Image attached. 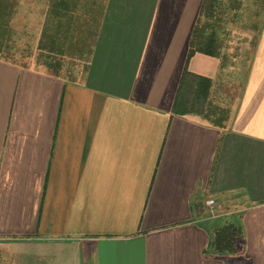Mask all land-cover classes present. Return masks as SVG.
<instances>
[{
	"label": "crops",
	"instance_id": "0c3cea01",
	"mask_svg": "<svg viewBox=\"0 0 264 264\" xmlns=\"http://www.w3.org/2000/svg\"><path fill=\"white\" fill-rule=\"evenodd\" d=\"M86 1L82 81L0 60V264H264V26L218 128L174 111L204 0ZM188 71L213 93L223 61L196 53ZM210 198L229 210L208 215Z\"/></svg>",
	"mask_w": 264,
	"mask_h": 264
},
{
	"label": "rangeland",
	"instance_id": "374dc122",
	"mask_svg": "<svg viewBox=\"0 0 264 264\" xmlns=\"http://www.w3.org/2000/svg\"><path fill=\"white\" fill-rule=\"evenodd\" d=\"M218 2L220 11L217 12V16L221 19L218 40L222 46L224 67L222 80L217 83L220 87L215 92H211L208 99H204L199 94L197 82H190L184 90L181 101L184 110L197 115L214 114L215 119L228 118L226 121L228 122L237 102V94L234 91L229 92L228 88L240 84L239 76L244 79L249 64V56L246 54L242 60L239 50L245 39L252 38L255 42L261 35L264 26V0H218ZM87 4L90 6L88 2ZM49 5L50 0H0V40H4L6 36L10 38L11 57L20 65L51 73L43 64L44 61L38 58L40 53L37 51ZM83 9L84 7L80 5L79 35L68 41V44L70 42L72 44L66 51L67 56L64 60L67 63L59 73L62 78L74 82L84 79L96 38L91 31L97 33L99 29L100 13L92 11L93 15L89 17L85 15ZM78 28L71 30V34ZM241 63H244L245 67L240 69ZM228 210L229 208H226V212ZM224 213L221 211L219 214Z\"/></svg>",
	"mask_w": 264,
	"mask_h": 264
},
{
	"label": "trees",
	"instance_id": "16d2710c",
	"mask_svg": "<svg viewBox=\"0 0 264 264\" xmlns=\"http://www.w3.org/2000/svg\"><path fill=\"white\" fill-rule=\"evenodd\" d=\"M218 3V0H204L199 22L191 39L187 66L176 96L174 111L177 114L186 115L193 113L184 110L181 101L184 90L190 82H197L199 94L204 99H208L209 94L211 93L213 86L212 80L202 76L192 75L188 71V64L189 60L196 53L222 59V46L218 40V29L221 23V19L217 16V12L220 11V4L218 5ZM80 5L84 7L83 10L86 12L85 15H88L89 17L93 15L92 11H94V9L90 10L87 2H84V0H50L46 23L42 31V37L37 47V51L40 53L38 58L44 61L43 64L45 67L55 77H61L59 73L67 63L64 60L67 56L66 51L72 44V42L68 44V41L72 40L75 35H79L81 29L78 24L80 19L78 13ZM76 20L78 21L72 24ZM76 28L78 29L71 34V30L74 31ZM91 32L93 35L95 34V36H97L95 31ZM10 42L11 40L8 36H6L4 40H0V60L24 67L23 65H20L19 62L14 61L11 57L12 55L10 51L12 50V47L10 46ZM198 115L203 116L207 121L218 128H225L226 121L228 120V118H226V120L225 118L217 120L213 117L214 114H210V116L202 114ZM239 235V228L235 224L228 222L215 231L212 246L217 254L222 256L227 251H234L236 249Z\"/></svg>",
	"mask_w": 264,
	"mask_h": 264
},
{
	"label": "built area",
	"instance_id": "2783aa9c",
	"mask_svg": "<svg viewBox=\"0 0 264 264\" xmlns=\"http://www.w3.org/2000/svg\"><path fill=\"white\" fill-rule=\"evenodd\" d=\"M208 215L217 216L221 211L226 212L227 203L222 198H210L205 200Z\"/></svg>",
	"mask_w": 264,
	"mask_h": 264
}]
</instances>
